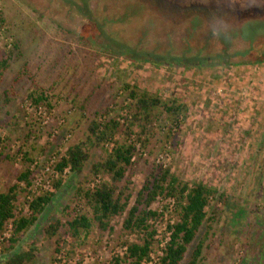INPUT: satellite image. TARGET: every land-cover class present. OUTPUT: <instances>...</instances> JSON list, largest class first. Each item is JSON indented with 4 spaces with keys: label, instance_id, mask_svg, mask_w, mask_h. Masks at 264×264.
Segmentation results:
<instances>
[{
    "label": "rangeland",
    "instance_id": "1",
    "mask_svg": "<svg viewBox=\"0 0 264 264\" xmlns=\"http://www.w3.org/2000/svg\"><path fill=\"white\" fill-rule=\"evenodd\" d=\"M87 1L89 16L79 13L83 0H0V61L12 51L0 79V192L12 185L26 189L18 177L31 170L32 184L16 202V214H28L33 194L52 191L62 179L49 210L19 243L22 251L33 250L27 264H110L124 254V242L140 241L123 228L127 210L111 220V231L93 220L77 237L64 226L53 237L44 232L69 215L92 218L77 190L114 184L103 165L119 142L134 146V165L119 183L132 194L130 205L158 165L218 191L206 208L214 220L204 221L180 264L189 263L201 239L197 264H264V0ZM248 20L257 30L251 42L228 29ZM156 58L181 63L150 61ZM206 59L216 63L194 64ZM227 59L225 67L220 61ZM187 61L191 65L182 66ZM239 61L245 64L232 63ZM126 85L187 110L172 117L151 112L145 142ZM34 88L46 91L48 104L33 102L28 95ZM109 119L120 128L98 142L90 125ZM77 143L88 154L83 170L59 173L56 164ZM152 208L163 214L152 222L151 261L158 263L167 226L179 216L171 200L158 199ZM10 228L8 222L0 234V264L10 254L2 250Z\"/></svg>",
    "mask_w": 264,
    "mask_h": 264
},
{
    "label": "trees",
    "instance_id": "2",
    "mask_svg": "<svg viewBox=\"0 0 264 264\" xmlns=\"http://www.w3.org/2000/svg\"><path fill=\"white\" fill-rule=\"evenodd\" d=\"M83 0L84 6L80 5V14L86 16L90 15L91 10L88 8V1ZM0 21L5 23L4 19ZM249 21V20H248ZM256 23L258 20L254 19ZM244 22L243 24L232 26L229 25L228 29L232 31V35H242V38L253 41L254 31L253 25ZM245 25L244 30L240 26ZM214 34H216L214 32ZM15 50H19V42L15 41L13 44ZM12 56V51L9 53L8 58L0 61V79L2 72L8 67V61ZM223 58L227 57L225 54ZM147 59V58H145ZM154 64L174 65L181 62L166 61V59L156 58L151 59ZM259 62L263 63V60ZM215 64L216 62L206 59L194 64L197 68L205 64ZM219 63V62H218ZM225 67L230 66V61H220ZM235 65L245 64V62H232ZM248 63V62H247ZM189 61L182 64V66H189ZM192 64V65H194ZM191 65V64H190ZM21 72H28L27 64L24 65ZM20 72V73H21ZM34 85V81H32ZM130 90L129 96L132 98L135 105V114L141 116L142 124L140 125L141 132L138 136L146 135L145 142L148 141V136L151 131L150 113L153 111H160L161 109L167 113L168 117L180 115L186 112L187 108L184 104H179L176 100L163 101L160 96L151 94L147 91H139L135 86L126 85ZM7 94V93H6ZM35 104L41 102H48L46 91L34 88L28 95ZM161 112V111H160ZM120 128V125L114 120L109 119L106 123L101 125L93 121L90 125L91 134L101 142L108 139ZM150 128V130H149ZM91 141V137L89 138ZM134 146L126 142H119L114 147L112 153H109L105 162V169L112 174L114 184L102 183L100 186L92 190L78 189L77 194L86 199L87 204L91 207L92 218L86 214H76L70 216L68 220L62 223L61 219L53 220L44 228V232L48 236H55L60 227L67 228L66 234L77 237L80 232L87 231L92 226V221H96L102 231L112 230L110 228L111 220L127 210V216L123 222L125 231L134 234L140 238L139 242H124L125 252L122 256L115 255L111 258L110 264H147L150 261V255L153 244L155 243L156 229L152 222L158 221L162 217V212L153 209V203L160 200H171L174 205V210L177 211L179 219L175 224L167 226L169 230V238L162 249V256L160 257L159 264H180L183 260L187 248L191 245L203 225L205 220L212 221L214 218L208 217L206 208L210 204V198L218 194V191L203 182H189L183 181L177 174H175L170 167L162 168V166H154L152 172L144 180L141 188L134 197L133 203L130 205L132 194L127 193L126 187H120L119 183L124 180L126 173L130 167L134 165L132 161ZM26 156V154H25ZM88 154L83 151L82 145L74 144L70 146L65 155L56 164L55 168L62 174L65 168L69 167L73 173H80L83 170L85 161ZM100 164L93 165L95 172L100 171ZM32 171L27 169L22 172L18 180L26 185V189L30 188L32 181ZM62 187V179L53 184L52 191L33 194L31 201L28 204V214H16V202L23 191L26 189L19 188L18 185H12L5 191L0 192V234L6 229L8 222L11 223L10 235L6 239L7 246L2 249L9 256L1 264H27L31 260V251H22L19 247L23 236L36 227L41 218L44 217L46 212L52 205L53 198L56 191ZM167 206L164 208L166 209ZM165 211V210H164ZM55 252H60L59 242ZM205 240L198 241L191 253V260L188 264H197L201 258V253L204 247Z\"/></svg>",
    "mask_w": 264,
    "mask_h": 264
},
{
    "label": "built area",
    "instance_id": "3",
    "mask_svg": "<svg viewBox=\"0 0 264 264\" xmlns=\"http://www.w3.org/2000/svg\"><path fill=\"white\" fill-rule=\"evenodd\" d=\"M122 116L125 117L124 115H122ZM105 118H106V116L103 115V119H104V120H105ZM68 168H69V167L65 168L64 171H67ZM125 249H126V247H125ZM124 251H125V250H124ZM149 264H159V263L152 262V261H151V255H150V262H149Z\"/></svg>",
    "mask_w": 264,
    "mask_h": 264
}]
</instances>
